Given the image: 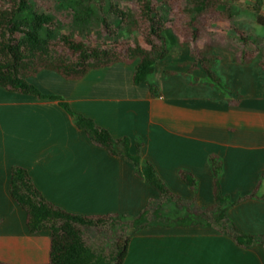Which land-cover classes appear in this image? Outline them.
Returning a JSON list of instances; mask_svg holds the SVG:
<instances>
[{
  "label": "crops",
  "instance_id": "obj_1",
  "mask_svg": "<svg viewBox=\"0 0 264 264\" xmlns=\"http://www.w3.org/2000/svg\"><path fill=\"white\" fill-rule=\"evenodd\" d=\"M232 61L222 72L225 84L208 80L199 67L191 78L171 69L157 74L156 66L147 82L135 84V62L91 69L78 79L44 69L29 80L114 137H130L133 154L140 138L143 159L171 191L203 207L214 203L210 156L218 155L223 192L231 200L242 197L229 217L245 233L264 234V76L256 60ZM15 165L71 213L137 215L158 195L130 158L91 141L57 99L0 86V260L8 264H48L51 248L50 232L32 233L27 211L11 195ZM183 169L193 174L195 189ZM127 233L123 264H264L263 246H241L210 226L154 225Z\"/></svg>",
  "mask_w": 264,
  "mask_h": 264
},
{
  "label": "trees",
  "instance_id": "obj_2",
  "mask_svg": "<svg viewBox=\"0 0 264 264\" xmlns=\"http://www.w3.org/2000/svg\"><path fill=\"white\" fill-rule=\"evenodd\" d=\"M177 1L181 2L179 15L183 23L194 26L195 37L198 33L195 23L205 15L215 11L226 16L232 14V6L222 0ZM174 2L176 0H0V86L38 98L57 99L91 141L112 155L130 158L137 175L158 193L137 215L71 213L49 201L25 167L13 166L10 191L14 200L27 211L29 230L50 232L48 264H123L131 239L128 229L139 231L154 225L210 226L241 246L264 247V234L245 233L229 217V207L242 197L231 200L223 192V161L218 155L210 156L214 203L203 207L194 199L171 191L153 163L143 159L140 138L135 140L136 153L133 154L130 137H114L93 118L73 110L63 97L43 93L29 80L44 69L55 70L67 79H78L91 69L135 62L134 83L147 82L156 63L169 53L168 37L178 40L169 27ZM256 2V10H260L263 0ZM221 3L225 7L219 9ZM257 22L264 26V15L258 14ZM135 31L144 35L149 48L132 45L126 39L128 33ZM235 31L236 36L225 38L221 47L229 49L238 44V50H234L237 60L243 64L256 60L264 76V36L252 37L247 31ZM250 44L254 46L252 51L248 48ZM206 47L194 53L199 54L211 81L221 84L209 66L215 56L203 52L213 47L211 44ZM179 173L196 188V179L190 171L183 169ZM0 264L8 263L0 260Z\"/></svg>",
  "mask_w": 264,
  "mask_h": 264
},
{
  "label": "rangeland",
  "instance_id": "obj_3",
  "mask_svg": "<svg viewBox=\"0 0 264 264\" xmlns=\"http://www.w3.org/2000/svg\"><path fill=\"white\" fill-rule=\"evenodd\" d=\"M232 6V14L230 16L223 15L220 11H215L208 15H205L201 20L195 23V27L198 28L197 37L192 33L194 26H189L183 23V20L179 13L181 12L180 1L174 2L173 12L171 13V19L169 27L171 31L177 36L178 42L168 37L169 53L164 58L158 61L156 67L158 71L174 70L175 72H185L191 78H194L196 74L194 71L197 67L203 68V64L200 61L199 54L202 49L207 48L206 44H211L213 48L204 50L203 52L215 56L213 60L209 62L211 70L219 77L222 83H227L226 74H222L229 66V62L235 63L236 55L234 50H238V44L232 45L229 49L221 47L224 39L227 37H235L236 29L247 31L250 36H264V26L257 22L258 14L264 15V0L260 10H256L257 0H222ZM224 4L219 5V9L224 8ZM126 39L131 42L132 45H140L149 48L144 35L139 31H135L132 34H127ZM228 43V42H227ZM228 46V45H227ZM250 51L254 49L252 44L248 45ZM194 50L197 52L194 53ZM189 60V65L185 66L184 63ZM239 62V61H238ZM242 64L241 62H239ZM187 64V63H186ZM193 64H196L195 66ZM259 65V64H258ZM259 69L262 70L260 66ZM263 72V70H262ZM154 74V76H157ZM205 77L211 80L206 74ZM213 82V81H212ZM215 83V82H214ZM218 84V83H217ZM228 85V84H227ZM44 93V92H43ZM56 95V94H53ZM173 210H171V213Z\"/></svg>",
  "mask_w": 264,
  "mask_h": 264
}]
</instances>
